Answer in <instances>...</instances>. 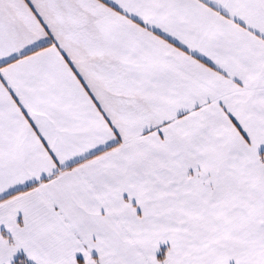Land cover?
Listing matches in <instances>:
<instances>
[{
	"label": "snow or ice",
	"instance_id": "6c2138e0",
	"mask_svg": "<svg viewBox=\"0 0 264 264\" xmlns=\"http://www.w3.org/2000/svg\"><path fill=\"white\" fill-rule=\"evenodd\" d=\"M0 264H264V0H0Z\"/></svg>",
	"mask_w": 264,
	"mask_h": 264
}]
</instances>
